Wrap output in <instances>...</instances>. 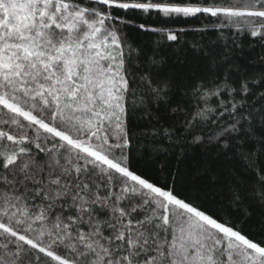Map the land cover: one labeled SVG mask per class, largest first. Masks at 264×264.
I'll return each instance as SVG.
<instances>
[{
  "label": "snow or ice",
  "instance_id": "1",
  "mask_svg": "<svg viewBox=\"0 0 264 264\" xmlns=\"http://www.w3.org/2000/svg\"><path fill=\"white\" fill-rule=\"evenodd\" d=\"M0 264H264V0H0Z\"/></svg>",
  "mask_w": 264,
  "mask_h": 264
}]
</instances>
